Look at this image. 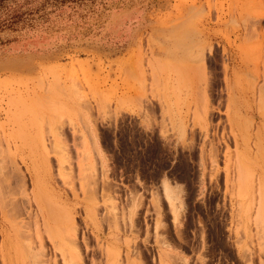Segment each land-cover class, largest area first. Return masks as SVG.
<instances>
[{"label": "rangeland", "instance_id": "374dc122", "mask_svg": "<svg viewBox=\"0 0 264 264\" xmlns=\"http://www.w3.org/2000/svg\"><path fill=\"white\" fill-rule=\"evenodd\" d=\"M261 116L264 0L5 1L0 264H264Z\"/></svg>", "mask_w": 264, "mask_h": 264}, {"label": "bare ground", "instance_id": "6f19581e", "mask_svg": "<svg viewBox=\"0 0 264 264\" xmlns=\"http://www.w3.org/2000/svg\"><path fill=\"white\" fill-rule=\"evenodd\" d=\"M257 24H258V22H257ZM225 73H227L226 70H225ZM261 92L262 91L259 90V95H260ZM261 117L264 120V116H261ZM227 126L229 127V130H230L229 134H231L233 136V139L236 142V138L238 136L237 135L238 132L241 133V131H240L241 130V128H240V118L236 114H234V116L231 117V118L228 117ZM260 132H261V130L260 131L258 130L257 133H256V136H259ZM238 156H239V158L237 159V163H236V165L238 167L237 168V173H236V178H235V180L232 181V183H234V185L237 188H242V187L251 185L252 184V180H251L250 176L247 174V169H245L243 164H241L240 161H239L240 160V155H238ZM211 158H213V157L211 156ZM241 158H242V156H241ZM257 184H258V190L260 191L262 189L261 188L262 183L259 182V180H258ZM164 191H165V193H169V189H168L167 185L164 186ZM259 197H260V199H262V194ZM30 201L34 202L35 205H36V208H37V210H36L37 212H36V215H35V218H34V219H36V221H35L36 229L39 230V228H40L39 224H38V222H39L41 227L43 226V230L45 231V233H47L48 237H50L52 239H53V237H56V239L60 238V237L57 238V236H59V234L62 233L63 230H65L64 226L67 223V222H63V219L65 221L68 220L67 216L65 214H62L64 212H62L60 208H58V207L54 206L53 204H51L49 199L45 198L44 195L42 196V198L39 199L36 196V194H33V197L31 198ZM262 211L263 210H262V206H261V207H259L258 214H256L257 215V217H256L257 219H261L262 220L264 218V215H263ZM259 222H258V224H259ZM63 224H64V226H63ZM53 246L55 247V249H58L61 252L60 254H61V257H62V260H63L64 264H81L80 263L81 259H80L79 255H77L73 251H70L68 259L66 260L65 254L61 250L62 244H60L59 242H55L54 241ZM62 248H64V243H63V247ZM40 250H41V244L39 245V248L37 249L36 253H38V251H40ZM39 256L34 255V259L38 260ZM110 262H109V258L107 257L106 261H105V264H111ZM114 264H116V263L114 262Z\"/></svg>", "mask_w": 264, "mask_h": 264}, {"label": "trees", "instance_id": "16d2710c", "mask_svg": "<svg viewBox=\"0 0 264 264\" xmlns=\"http://www.w3.org/2000/svg\"><path fill=\"white\" fill-rule=\"evenodd\" d=\"M5 1H8V0H0V6L2 3H4Z\"/></svg>", "mask_w": 264, "mask_h": 264}]
</instances>
